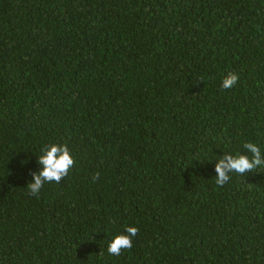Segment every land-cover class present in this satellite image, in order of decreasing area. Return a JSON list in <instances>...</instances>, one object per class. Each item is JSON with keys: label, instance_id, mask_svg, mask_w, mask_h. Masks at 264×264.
Listing matches in <instances>:
<instances>
[{"label": "trees", "instance_id": "16d2710c", "mask_svg": "<svg viewBox=\"0 0 264 264\" xmlns=\"http://www.w3.org/2000/svg\"><path fill=\"white\" fill-rule=\"evenodd\" d=\"M247 142L264 0H0V264H264V165L215 183ZM48 144L75 162L33 196Z\"/></svg>", "mask_w": 264, "mask_h": 264}, {"label": "clouds", "instance_id": "9594fccd", "mask_svg": "<svg viewBox=\"0 0 264 264\" xmlns=\"http://www.w3.org/2000/svg\"><path fill=\"white\" fill-rule=\"evenodd\" d=\"M238 81L235 73H228L222 80L221 87L223 89H231ZM243 148L251 156L246 154L230 155L226 154L220 158L215 165V183L217 186H224L231 179L230 174L236 173L244 176L246 172H252L253 169L264 165V159L260 148L255 143H244ZM74 159L67 147L61 144H48L42 149L38 163L41 170L38 173H32L33 182L27 185L31 195L36 196L45 183H59L68 175L69 170L74 165ZM98 173L95 178H98ZM138 234L136 227L128 226L124 230V234L116 235L108 244L107 251L111 255H120L122 250H130L132 248V239Z\"/></svg>", "mask_w": 264, "mask_h": 264}]
</instances>
